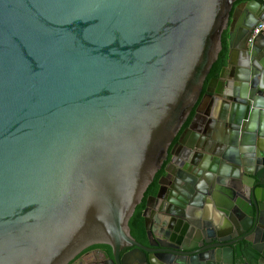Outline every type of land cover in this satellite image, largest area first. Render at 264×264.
Segmentation results:
<instances>
[{
	"label": "water",
	"instance_id": "obj_1",
	"mask_svg": "<svg viewBox=\"0 0 264 264\" xmlns=\"http://www.w3.org/2000/svg\"><path fill=\"white\" fill-rule=\"evenodd\" d=\"M237 1L0 0V264H69L99 245L116 264H236L241 241L264 264V36L250 43L264 0ZM209 118L226 128L205 132ZM169 155L201 174L179 180L190 227L156 237L172 257L159 260L130 222Z\"/></svg>",
	"mask_w": 264,
	"mask_h": 264
},
{
	"label": "flooded vegetation",
	"instance_id": "obj_2",
	"mask_svg": "<svg viewBox=\"0 0 264 264\" xmlns=\"http://www.w3.org/2000/svg\"><path fill=\"white\" fill-rule=\"evenodd\" d=\"M248 2H250V0H238L235 3V8H237L240 5L247 4ZM227 34L229 35V32H227ZM263 36L264 34H261L260 36H258L257 37L258 40H261ZM228 51H229V46H228ZM219 75L218 76H212V74L209 75L201 100L206 95L207 84L210 82V80L214 78H218ZM195 115L196 113L194 111L191 114V117L189 118L187 123L183 126V129L181 130L179 136L173 142L170 152L178 144L180 136L190 127ZM203 126L205 128L204 129L205 132L211 129L212 130L215 129L213 130L214 132L218 129L223 131L226 128L224 122L222 121L217 122L216 120H212L210 118L207 119L206 123L203 124ZM191 138L192 136H190V138L188 139V142H190L191 144L195 143L196 146L200 145L201 151L205 149H209V150L212 149L213 152H215L217 151L216 149L219 148V146H217L218 144H216L215 142H210L209 140H204L203 136L199 139V141L197 140V142H195L194 139L191 141ZM180 153L184 154L187 157L189 156V154L186 152L184 153L183 151H181ZM190 157H193V156H190ZM210 162H211V165L215 164L214 160H211ZM180 163L181 162H179L178 159L173 161V157L171 155L168 156L167 161H165L162 169L156 174L153 183L148 188L145 194V197L143 198L142 203L138 206L139 208H142L143 219H144L145 213H147V217L152 222L155 220L157 223H162L164 225V226H159V224H155V221H154L153 227H155V230L154 229L152 230L154 234L150 233L148 235L147 232L145 231V237L143 238V240H137L135 238V240L140 245L149 249L151 252H154L155 256H157L159 260H162V259L166 260L172 257L167 256L168 254L161 253L162 249L160 246H157L156 237L158 236L160 237V239L159 238L158 239L161 245L163 246L173 245L170 242L171 239L179 240L178 237L180 235V234L179 235L177 234L175 229L179 228L178 230L182 231L184 227H186V224H187L183 220V218H180V217L182 214H185L186 212L185 206L187 202L185 201L188 199V196L190 194V189H192L193 184H190L191 182L187 184H182V182H180L179 180L184 177L186 180L188 179L197 184L199 181L197 176L201 174L200 170L191 166V164L188 165L187 163H184L181 165ZM223 166H225V164L220 163L219 169L222 168ZM168 173H170L169 178H166L168 176ZM162 180H163L164 190L161 193L160 192L161 191L160 182ZM176 185L183 189L184 195L178 194L176 190L172 189V186H176ZM208 185H209L208 190L210 192L218 193V187L223 185V180H220L219 178L215 177L214 180L210 182ZM160 193H161V197L159 199H155L159 196ZM204 199L206 201L202 204L203 207H201V211L203 215L207 217H211L213 220H218V217L220 216L218 213V209L214 207L210 208L207 206V204L209 203V201H207L209 197L204 195ZM191 200H193V197ZM233 209H235V207ZM231 212H233V210H231ZM144 227H145V224H144ZM189 227H186V228H189ZM187 232H189V230ZM155 233H156V236H155ZM263 236L264 234L262 235V237ZM184 241L185 240L181 241L182 244L179 245L180 247L184 245L183 243ZM234 248L236 249V252H235L236 264H245V263L256 264L257 260L259 259V256L252 250V245L246 241L237 242L234 245ZM134 250L135 248L122 250L120 252V259H123L129 253H132ZM136 256L137 258H140V259L142 258L140 253H136ZM253 258L255 260L254 263L252 262ZM131 259H133V257ZM174 259L184 260L185 258L175 257ZM69 264H116V262H115V256H114L113 250L108 246L99 245V246H92L82 251ZM129 264H136V263L131 261Z\"/></svg>",
	"mask_w": 264,
	"mask_h": 264
},
{
	"label": "trees",
	"instance_id": "obj_3",
	"mask_svg": "<svg viewBox=\"0 0 264 264\" xmlns=\"http://www.w3.org/2000/svg\"><path fill=\"white\" fill-rule=\"evenodd\" d=\"M228 34L227 32L223 36V51L219 56L218 62L213 66L211 74L212 76H218L220 71L226 67L228 62ZM131 233L137 240H143L145 237L144 219L142 217V208H137L136 212L130 222ZM255 262L254 258L252 259Z\"/></svg>",
	"mask_w": 264,
	"mask_h": 264
},
{
	"label": "built area",
	"instance_id": "obj_4",
	"mask_svg": "<svg viewBox=\"0 0 264 264\" xmlns=\"http://www.w3.org/2000/svg\"><path fill=\"white\" fill-rule=\"evenodd\" d=\"M261 34H264V23H261L254 28L252 35L250 37V43H252Z\"/></svg>",
	"mask_w": 264,
	"mask_h": 264
}]
</instances>
